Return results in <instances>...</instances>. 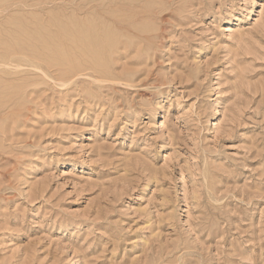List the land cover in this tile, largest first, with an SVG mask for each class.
Instances as JSON below:
<instances>
[{
  "label": "rangeland",
  "instance_id": "obj_1",
  "mask_svg": "<svg viewBox=\"0 0 264 264\" xmlns=\"http://www.w3.org/2000/svg\"><path fill=\"white\" fill-rule=\"evenodd\" d=\"M0 264H264V0H0Z\"/></svg>",
  "mask_w": 264,
  "mask_h": 264
},
{
  "label": "bare ground",
  "instance_id": "obj_2",
  "mask_svg": "<svg viewBox=\"0 0 264 264\" xmlns=\"http://www.w3.org/2000/svg\"><path fill=\"white\" fill-rule=\"evenodd\" d=\"M80 27H81V26H80ZM68 36H69V35H68ZM76 42H77V41H76ZM90 55H91V54H90ZM99 69H100V68H99ZM66 71H67V70H66ZM190 175H191V174H189V176H190ZM190 177H191V176H190ZM191 178H192V177H191ZM192 179H193V181L195 180L194 177H193ZM191 181H192V180H191Z\"/></svg>",
  "mask_w": 264,
  "mask_h": 264
}]
</instances>
